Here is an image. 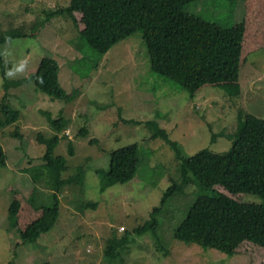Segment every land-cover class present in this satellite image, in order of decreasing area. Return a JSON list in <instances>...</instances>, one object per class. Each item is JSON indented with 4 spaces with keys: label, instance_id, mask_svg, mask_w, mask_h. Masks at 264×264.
Returning <instances> with one entry per match:
<instances>
[{
    "label": "rangeland",
    "instance_id": "obj_1",
    "mask_svg": "<svg viewBox=\"0 0 264 264\" xmlns=\"http://www.w3.org/2000/svg\"><path fill=\"white\" fill-rule=\"evenodd\" d=\"M71 0H0V34L21 28L30 34L1 44L6 74L0 67V121L4 104L20 111L16 122L0 124V146L7 164L0 165V264H251L255 252L230 254L198 243L174 238L199 194L190 182L185 192L174 194L158 214L162 243L151 231L133 230L150 219L171 178L180 176V159L170 144L153 136L147 124L156 120L190 156L200 149L228 150L243 117L251 113L264 118V47L253 52L240 68L242 92L230 96L225 88L207 85L195 95L177 81L155 72L141 30L100 53L77 31L70 18L56 16L47 23L46 10L65 6ZM245 2L197 0L187 5L191 12L223 26L240 22ZM51 56L60 65V81L67 92L55 98L39 89L32 78L41 59ZM63 116L68 122L59 131L49 121ZM128 120V121H127ZM87 127V135L82 129ZM19 131L20 135L14 133ZM61 136L55 155L67 159L63 178L79 172L84 184L70 181L60 191V216L56 225L36 242L17 244L18 231L8 213L13 191L20 188L36 204H53L55 178L44 165L47 146L37 138ZM61 132V133H60ZM97 141L91 143V139ZM75 152L69 154V142ZM136 142L139 167L131 180L101 188L98 169L108 170L113 149ZM104 180V179H103ZM246 201H261L247 194ZM82 201H97L83 208ZM129 232L128 247L116 259L108 256L113 232ZM123 250V251H122ZM123 255V258H122Z\"/></svg>",
    "mask_w": 264,
    "mask_h": 264
},
{
    "label": "trees",
    "instance_id": "obj_2",
    "mask_svg": "<svg viewBox=\"0 0 264 264\" xmlns=\"http://www.w3.org/2000/svg\"><path fill=\"white\" fill-rule=\"evenodd\" d=\"M193 1L197 0H71L68 5L46 10V18L38 22L47 23L56 16L68 17L81 36L100 53H106L114 44L141 30L155 72L177 81L192 96L207 85L223 87L230 96H239L242 92L240 68L253 52L264 47V0H241L245 2L244 17L231 26H223L189 11L186 7ZM229 1L233 4L238 0ZM28 34L21 28L5 31L0 34V47L4 42ZM6 65L0 50V67L4 75ZM32 78L36 86L50 96H67L56 58L43 57ZM2 110L5 117L0 121L1 125L14 123L20 117V111L9 104H4ZM240 116L243 122L228 150L215 152L203 148L190 156L182 152L180 144L156 120L147 121L153 136L163 138L175 150L180 159V176L171 178L159 205L151 210L150 219L135 228V233L151 231L159 248L167 252L157 230L158 214L174 194L184 193L193 181L200 192L208 188L212 194H199L175 229L174 238L230 254L253 251L255 256L251 264H264V118L251 113ZM48 119L59 131L68 126L63 116L53 118L48 113ZM88 132L87 127L82 129V134ZM14 133L20 135L19 131ZM37 139L47 146L43 162L55 178V202L36 204L33 197L28 198L20 188L9 186L13 196L8 213L15 219L13 227L20 237L17 244L36 242L52 230L60 216L59 197L63 186L74 183L70 181L84 184L83 165L77 174L63 178L69 165L65 156L54 153L61 139L58 133L48 138L40 132ZM90 141L93 143L97 139ZM68 147L69 154L73 155L72 141ZM139 161L136 142L111 150L109 169L97 170L103 177L101 188L105 190L113 184L131 180L136 176ZM6 164L5 149L0 146V165ZM249 193L262 200L246 201L244 198ZM78 206L82 209L96 207L97 201L81 200ZM129 232L121 235L113 232L106 257L116 259L120 256L121 249L128 247Z\"/></svg>",
    "mask_w": 264,
    "mask_h": 264
}]
</instances>
